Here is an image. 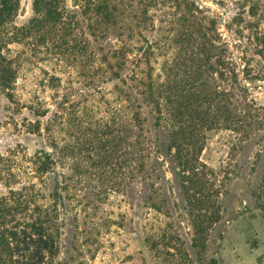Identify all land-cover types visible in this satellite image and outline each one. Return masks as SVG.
I'll use <instances>...</instances> for the list:
<instances>
[{
	"label": "rangeland",
	"instance_id": "374dc122",
	"mask_svg": "<svg viewBox=\"0 0 264 264\" xmlns=\"http://www.w3.org/2000/svg\"><path fill=\"white\" fill-rule=\"evenodd\" d=\"M175 90L195 172L170 135ZM0 170V194L34 184L54 210L41 264H264V0H18L0 26Z\"/></svg>",
	"mask_w": 264,
	"mask_h": 264
},
{
	"label": "trees",
	"instance_id": "16d2710c",
	"mask_svg": "<svg viewBox=\"0 0 264 264\" xmlns=\"http://www.w3.org/2000/svg\"><path fill=\"white\" fill-rule=\"evenodd\" d=\"M15 3H18V0H0V26L2 23L9 21L13 16ZM111 5L112 4L110 2H106L103 3V6H101L102 11H111V13L108 14V17H106V19L108 20L112 19V12L115 11V7H111ZM191 7H193L196 12H199V7H197L195 4H191ZM51 21L55 22L56 20L53 18V20ZM198 28L199 32L197 34L199 35V37H201L202 35H204V27L198 25ZM187 40L194 41V38L190 37L189 34H187L184 40H178V43H176V41L175 43L179 45ZM186 80L188 81V79ZM141 86L143 88H146L147 86V89H149L148 92L152 91V84L141 83ZM182 93V91L178 92L177 90H175L169 95L171 103L181 105L179 109H176L177 114H175V117L173 118L174 124L170 129V135L172 141H174V144L177 147L178 154H180L181 156L180 159H182V166H184V168L186 169L190 168V171L195 172L196 162L194 163V161L185 157V154L192 153V150H190L191 147L195 148V145L197 144L194 145V142H192L191 140L193 139V133L195 132V129L192 127L193 125H187V123H189L188 119L190 120V117H188V119H186L187 117H184L185 112L183 109V104L185 103V101ZM142 96L144 97L145 94H143ZM202 97L203 95L198 100L201 105H203V103L211 105L212 98L210 93L208 94V96L206 95L204 96V98ZM146 99L153 101V94L149 93ZM247 107L245 106L240 110L239 108L236 109L238 111V118H241L243 116L251 117L249 111H251L250 109L252 107L248 105ZM187 108L191 110L189 106ZM261 110L263 111V109H260V111ZM195 114L199 119L204 116V118L199 120L202 124L209 123L207 118L208 113L206 114L205 111L197 110L194 114L191 113V115L189 116L194 119ZM210 125H213V121L210 122ZM189 147L190 149H185ZM140 148V158L143 161L144 150L142 145ZM170 150L171 149L169 148V151ZM182 153H184V155ZM43 155L44 154H42V156H38L35 162V165L37 166V172L41 175L50 172L53 165L52 162H49V157ZM144 170L145 167L142 165L141 171ZM1 172L2 171L0 170V182L3 181ZM52 197H56V194ZM195 200V198L192 199V201ZM40 201L41 195L39 191L35 189L34 184L28 187L23 186L20 189L9 188L8 194H0V264L43 263V253L50 251L52 248L49 238H54V234L52 232L54 228V210L48 209V207H42V205H40ZM178 255L181 256L182 254L179 253ZM172 259V264H182L180 262L182 260V257H180L179 259H175L174 257Z\"/></svg>",
	"mask_w": 264,
	"mask_h": 264
}]
</instances>
